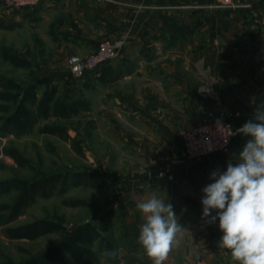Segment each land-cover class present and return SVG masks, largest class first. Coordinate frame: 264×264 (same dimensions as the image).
Here are the masks:
<instances>
[{
  "label": "rangeland",
  "instance_id": "obj_1",
  "mask_svg": "<svg viewBox=\"0 0 264 264\" xmlns=\"http://www.w3.org/2000/svg\"><path fill=\"white\" fill-rule=\"evenodd\" d=\"M20 10L5 9L0 0V53L10 54L21 61L16 63L0 55V79L7 80L9 86L7 100L0 101L5 107L0 118H14L23 124L19 129L0 136V206L12 205L17 194L13 182L31 181L35 174L87 171L101 176L104 181L95 188L68 189L64 198L83 199L87 203L84 207H64L62 198L56 196L36 198L15 220L0 224V264H23L60 241L62 231L43 234L32 240L10 239L4 234L6 228L38 221L58 225L66 232L92 223L97 233L93 245L95 264H152L138 243L140 225L144 220L136 207L138 201L152 194L172 204L178 223L184 227L164 264H239L232 259L230 250L218 247L217 242L223 235L219 221L210 224L207 218H202V186L214 181L208 178L201 186L198 182L194 187L191 173H187L188 177L170 179L167 176L172 165L171 156L165 153L150 156L145 154V150L138 153L140 146L131 144L128 138L130 135L135 138L144 136L145 129L133 128L115 114L105 112L101 109L97 88L92 84L86 88L85 78L75 79L69 73L68 58L79 52L65 37L59 38L60 33H55L53 28L62 19L63 25L73 28L72 18L70 20L62 14L58 17L50 10H42L39 17L34 18L27 9L25 13V10L21 11L25 16L20 14L18 18ZM115 40L119 39H104L98 44ZM81 54L77 56L88 55ZM220 55L241 57V51L225 54L223 50ZM25 60L28 64H24ZM234 68H237L234 73L238 75H231L230 83L241 89V65L237 64ZM221 69L219 73L225 72L224 67ZM41 78L48 80L40 81ZM77 96L89 103L88 111L81 114L78 131H75L73 122L76 123L79 115L71 119L72 123L61 124H64L63 128L70 138L77 140L82 150L80 156L74 153L70 143L45 133L44 128L55 121L53 117L38 118L32 129L25 126L27 112L36 116L31 100L41 103L48 99L49 106L53 108L60 99L70 102ZM212 100L216 106L220 104L216 94ZM239 116L240 113L235 114V117ZM115 118L123 128L114 127L110 120L115 121ZM88 121L92 125L87 128ZM232 147L220 154L228 153ZM9 148L17 149L26 167L17 166L4 154V150ZM212 214L215 215V211ZM110 251L117 252L115 259L106 256Z\"/></svg>",
  "mask_w": 264,
  "mask_h": 264
},
{
  "label": "crops",
  "instance_id": "obj_2",
  "mask_svg": "<svg viewBox=\"0 0 264 264\" xmlns=\"http://www.w3.org/2000/svg\"><path fill=\"white\" fill-rule=\"evenodd\" d=\"M227 1L247 5L217 9L209 7L215 0H41L26 9L34 18L42 10L72 18L74 29L62 19L53 30L75 45L77 55L92 53L104 39L123 40L118 59L84 77L86 88H97L105 112L145 129L144 136L128 138L145 148H138V153L171 156L167 177L191 173L196 187L213 171L239 163L250 138L241 134L232 150L216 158L186 160L180 132L204 122L209 112L215 119L242 126L264 102V0ZM22 10L18 18L25 16ZM223 50H240L241 57L222 56ZM237 64L241 89L230 83ZM223 67L225 72L219 73ZM110 121L116 129L122 127L117 118Z\"/></svg>",
  "mask_w": 264,
  "mask_h": 264
},
{
  "label": "clouds",
  "instance_id": "obj_3",
  "mask_svg": "<svg viewBox=\"0 0 264 264\" xmlns=\"http://www.w3.org/2000/svg\"><path fill=\"white\" fill-rule=\"evenodd\" d=\"M237 131L250 139L239 154V163L211 173L214 182L202 189V218L210 224L219 221L223 235L218 247L230 250L234 261L264 264V102ZM136 207L144 220L138 243L152 264H164L184 227L172 204L155 194L138 201ZM106 256L115 259L117 252Z\"/></svg>",
  "mask_w": 264,
  "mask_h": 264
},
{
  "label": "trees",
  "instance_id": "obj_4",
  "mask_svg": "<svg viewBox=\"0 0 264 264\" xmlns=\"http://www.w3.org/2000/svg\"><path fill=\"white\" fill-rule=\"evenodd\" d=\"M26 9V8H23ZM170 25H167V27ZM4 59H13L16 63L21 61L10 54L0 53ZM10 57V58H9ZM22 64V63H21ZM24 64H28L25 60ZM97 73V70L92 73ZM83 77V78H84ZM48 80V78H41L40 81ZM8 81L4 78L0 79V101L7 100ZM51 95V94H50ZM30 104L36 110V116H31L27 112V120L25 126L28 129H32L38 118L55 119L50 125L44 128L45 133L50 136L57 137L62 141L70 143V146L74 153L78 156L82 155V150L74 138H70L66 129H64L61 123H68L75 116L79 115L76 123L73 122L75 131L79 125H81V114L83 111H88L89 103L84 100L83 97H76L72 101L59 100L54 103V107L49 106L48 99L39 103L36 100H31ZM66 107V108H65ZM5 111V107L0 104V113ZM14 122V123H13ZM14 118H7L3 120L0 118V136H4L9 132H13L15 129H19V124ZM72 123V122H70ZM17 128H13L14 125ZM87 128L92 125V122L86 123ZM4 154L9 156L17 166L26 167V162L22 155L15 148H9L4 150ZM104 179L101 176L90 173L87 171H65L48 175L35 174V177L31 181L18 180L12 183L13 188L16 189V196L12 205L5 207L0 206V224L3 222H9L15 220L36 198L46 199L52 196H56L61 199V204L64 207H84L87 205L83 199H66L64 195L70 188H95ZM7 186V185H6ZM60 233V241L51 249L41 253L38 257L32 258L23 264H95L96 252L93 251L94 241L96 240V229L92 223L84 224L66 232L60 226L49 223L47 221H38L28 225L16 226L13 228H6L4 234L7 238L14 239H29L32 240L40 235L48 233Z\"/></svg>",
  "mask_w": 264,
  "mask_h": 264
},
{
  "label": "built area",
  "instance_id": "obj_5",
  "mask_svg": "<svg viewBox=\"0 0 264 264\" xmlns=\"http://www.w3.org/2000/svg\"><path fill=\"white\" fill-rule=\"evenodd\" d=\"M41 0H2V5L8 10L32 8ZM217 9H238L245 7L233 1L215 0L213 4ZM123 49V40L113 42L103 41L98 44L96 50L85 57L72 55L68 58L70 75L80 79L87 73L99 70L108 62L118 59ZM241 126H233L231 123L213 118L211 112L207 113L206 120L192 128L184 129L181 133L183 155L189 159L211 157L227 152L233 143V139L241 134L237 131Z\"/></svg>",
  "mask_w": 264,
  "mask_h": 264
}]
</instances>
